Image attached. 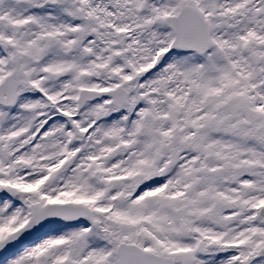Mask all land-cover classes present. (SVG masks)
I'll list each match as a JSON object with an SVG mask.
<instances>
[{"label":"snow or ice","instance_id":"6c2138e0","mask_svg":"<svg viewBox=\"0 0 264 264\" xmlns=\"http://www.w3.org/2000/svg\"><path fill=\"white\" fill-rule=\"evenodd\" d=\"M0 264H264V0H0Z\"/></svg>","mask_w":264,"mask_h":264}]
</instances>
